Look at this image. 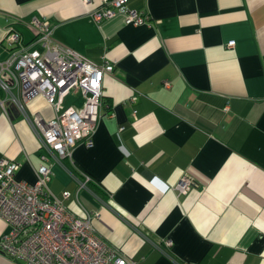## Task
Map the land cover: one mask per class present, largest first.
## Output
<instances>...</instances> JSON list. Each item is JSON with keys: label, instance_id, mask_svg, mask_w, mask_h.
I'll return each instance as SVG.
<instances>
[{"label": "crops", "instance_id": "1", "mask_svg": "<svg viewBox=\"0 0 264 264\" xmlns=\"http://www.w3.org/2000/svg\"><path fill=\"white\" fill-rule=\"evenodd\" d=\"M100 2L0 0V60L6 29L16 24L30 40L18 21L38 17L53 42L113 65L92 144L62 159L47 153L49 188L68 190L69 209L90 214L95 232L136 264H264V0H127L143 24L122 14L94 21ZM64 103L80 106L81 94ZM25 106L54 116L41 93ZM7 107L0 158L32 183L45 150ZM8 229L0 218V238ZM0 264L24 263L0 253Z\"/></svg>", "mask_w": 264, "mask_h": 264}, {"label": "built area", "instance_id": "2", "mask_svg": "<svg viewBox=\"0 0 264 264\" xmlns=\"http://www.w3.org/2000/svg\"><path fill=\"white\" fill-rule=\"evenodd\" d=\"M116 14H122L125 23L148 22L147 16L130 7L127 0H101L89 12L96 22ZM18 23L30 30L32 38L25 40L16 24L5 31L7 57L0 60V89L4 93L0 106L7 112V102L11 103L45 151L39 155L41 163L32 183L14 177L16 160L0 158V218L9 227L0 238V253L24 264H136L95 232L90 214L78 216L69 209L65 202L71 196L68 190L57 196L48 184V152L62 159L78 142L92 144L101 115L103 78L113 65L107 60L96 63L53 42V27L47 18L32 17ZM233 44L234 40L227 43ZM77 92L81 105H65V98ZM38 93L52 106V118L28 112L25 102ZM83 176L85 185L90 176ZM177 188L182 192L186 184L178 182ZM164 244L169 246L171 240H164Z\"/></svg>", "mask_w": 264, "mask_h": 264}, {"label": "trees", "instance_id": "3", "mask_svg": "<svg viewBox=\"0 0 264 264\" xmlns=\"http://www.w3.org/2000/svg\"><path fill=\"white\" fill-rule=\"evenodd\" d=\"M93 191L99 196L103 195L102 190L97 185H93Z\"/></svg>", "mask_w": 264, "mask_h": 264}]
</instances>
